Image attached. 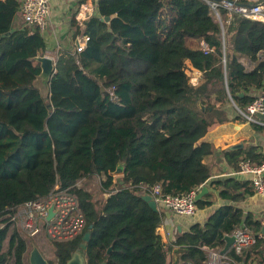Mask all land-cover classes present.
<instances>
[{
	"label": "trees",
	"instance_id": "16d2710c",
	"mask_svg": "<svg viewBox=\"0 0 264 264\" xmlns=\"http://www.w3.org/2000/svg\"><path fill=\"white\" fill-rule=\"evenodd\" d=\"M21 1L0 0V264H25V239L9 227L11 216L55 185L75 196L84 218L76 237L52 241L56 264L67 262L90 224L84 264H168L172 246L175 264H200L204 247L219 250L240 224L260 231L251 213L227 204L165 243L157 232L163 213L142 195L155 184L181 195L208 181L200 138L214 105L204 98L214 91L221 101L229 92L245 110L264 94V60L246 71L236 55L257 60L264 52V21L233 14L223 35L206 0H96V14L84 25V48L58 54L43 95L32 57L45 54V43L36 26L17 20ZM186 60L201 71L200 83L189 81ZM242 158L259 164L264 153ZM119 163L123 172L114 175ZM90 177H102L98 199L76 184ZM224 182L228 190L220 196L237 197L232 191L243 183ZM208 203L196 201L198 207ZM227 257L233 264H261L264 240L240 254L229 249Z\"/></svg>",
	"mask_w": 264,
	"mask_h": 264
},
{
	"label": "crops",
	"instance_id": "0c3cea01",
	"mask_svg": "<svg viewBox=\"0 0 264 264\" xmlns=\"http://www.w3.org/2000/svg\"><path fill=\"white\" fill-rule=\"evenodd\" d=\"M48 2V19L41 33L45 43V54L56 59L63 50L75 51L78 37L86 34L84 26L86 20L81 22L76 17L78 11H80V15L82 13L81 4L92 7L93 14H96L97 4L96 0H48ZM230 19L220 22L223 35V25L228 23ZM17 20L23 22L20 12ZM236 55L246 71L252 70L258 61L264 60L263 51H259L257 60H252L242 54ZM185 71L193 85L202 81L201 71L195 68L189 60L185 61ZM258 93L256 89L251 90V94L257 95ZM214 95V91H212L207 98H204L214 105V109H209L208 117L212 123L200 138V142L205 143L207 147L208 154L205 156L204 162L210 170L208 181L202 184L207 187V192L200 199L207 200L209 203L201 207L197 206L192 216L178 215L159 205L158 208L163 216L157 227V232L165 243L174 240L178 233L189 230L195 223L202 225L211 213L223 205L231 204L238 207L244 213H251L252 217L257 220L264 211V191H254L252 185L253 175L238 172V162L244 159L242 158L243 155L252 151L264 153V121L257 123L246 119L241 114L240 110L242 109L229 92L227 97L221 101L215 99ZM261 175L264 179V172ZM230 177L238 183H243V185L241 184L235 188V191H232L237 195L233 199L221 197L219 194L225 188L228 190L224 180ZM215 180L222 181L223 184L215 186L211 183ZM202 185L199 186V189ZM250 185L253 192L247 193L246 189ZM204 249L206 252L208 251L207 247H204ZM229 249H232V244ZM227 252L225 255H227ZM176 260V246H172L167 262L168 264H175ZM261 264H264V261Z\"/></svg>",
	"mask_w": 264,
	"mask_h": 264
},
{
	"label": "built area",
	"instance_id": "2783aa9c",
	"mask_svg": "<svg viewBox=\"0 0 264 264\" xmlns=\"http://www.w3.org/2000/svg\"><path fill=\"white\" fill-rule=\"evenodd\" d=\"M213 17L222 22L220 10H224L228 21L233 14L242 15L247 18L264 21V1L263 0H208L207 1ZM80 11L76 17L81 22L93 15L92 7L81 4ZM49 14L48 0H22L21 17L27 24L36 26L42 31L46 25ZM88 36L81 35L77 39L75 51L79 52L84 48ZM204 53L211 49L204 42H200ZM241 114L248 120L262 123L264 121V94L255 96L246 106L245 110H240ZM238 172L253 175L252 185L254 191H264V160L255 164L250 159H241L238 162ZM199 188L192 189L181 195L163 193L161 186L155 184L149 189V194L157 203L158 207L164 206L172 212L182 216H192L196 209L194 199ZM53 204V215L47 219L48 208ZM19 219L20 227L24 233L33 237L44 234L48 239L67 240L78 235L84 224L83 215L78 207L77 200L67 189H60L55 185L53 191L43 199L24 202L16 208L11 220ZM260 231L253 232L245 224H240L231 233L234 235L232 249L240 254L244 249L254 245L258 239L264 240V211L260 218ZM206 259L200 264H233V261L225 254H220L219 250L208 248ZM190 264V263H184Z\"/></svg>",
	"mask_w": 264,
	"mask_h": 264
},
{
	"label": "water",
	"instance_id": "95a60500",
	"mask_svg": "<svg viewBox=\"0 0 264 264\" xmlns=\"http://www.w3.org/2000/svg\"><path fill=\"white\" fill-rule=\"evenodd\" d=\"M208 1V0H206ZM101 20L107 21L108 17H100ZM33 60L37 61L39 63L40 71L38 75L36 76L35 83L37 87L40 89V92L43 95H47L49 91V82L53 74L56 73V59L53 57L46 55V54H37L34 57H32ZM239 96L243 95V92L238 93ZM198 105L201 107L202 110L205 109V106L198 102ZM123 172V165L122 163H119L114 170V175H119ZM207 192V187L205 185H202L198 192L196 193L194 199L195 201L199 200L201 196ZM142 198L147 201L148 205L154 210H158L157 203L152 199L151 195L148 193H145L142 195ZM53 204H51L48 208V215L47 219L51 218L53 215ZM92 225H89V228L84 232L81 242L79 243V247L75 249V251L72 253L71 257L67 260L65 264H83L84 256L82 253V249L86 246V242L88 241L90 237V227ZM225 243L224 246L220 249V254H225L228 250L230 245L234 241V235L233 234H227L223 237ZM111 247L108 248L107 252L110 250ZM29 263L30 264H49L47 260L41 255L39 249L34 246L31 250L30 256H29ZM239 264H244V260H242Z\"/></svg>",
	"mask_w": 264,
	"mask_h": 264
},
{
	"label": "rangeland",
	"instance_id": "374dc122",
	"mask_svg": "<svg viewBox=\"0 0 264 264\" xmlns=\"http://www.w3.org/2000/svg\"><path fill=\"white\" fill-rule=\"evenodd\" d=\"M102 177H90V178H83L77 181V185L80 187H83L85 189H88L90 192L93 193L94 198L98 199L100 196V190H99V183ZM10 228L15 227L18 229L21 236L27 240V245L30 248L31 245H35L36 247L41 250L43 255L47 257L48 259H53V253H52V244L47 241V237L44 234H38L36 236H29L26 233L23 232V230L20 227V221L19 219L11 220L10 222ZM7 238L4 240L3 247L6 246ZM9 264V262L7 263Z\"/></svg>",
	"mask_w": 264,
	"mask_h": 264
},
{
	"label": "flooded vegetation",
	"instance_id": "af4514ba",
	"mask_svg": "<svg viewBox=\"0 0 264 264\" xmlns=\"http://www.w3.org/2000/svg\"><path fill=\"white\" fill-rule=\"evenodd\" d=\"M74 237H76V236H74ZM74 237H72V238H70V239H73ZM47 241L48 242H50L51 244H52V241H53V239H47ZM25 244H26V251H25V254H24V263L25 264H30L29 263V256H30V253H31V250H32V248L35 246V245H31L30 246V248L28 247V245H27V240H25ZM38 248V247H37ZM39 249V248H38ZM40 251V253H41V255L47 260V262L49 263V264H56V261H55V254H54V252H53V246H52V253H53V256H54V258L53 259H48L47 257H45L44 255H43V253L41 252V250H39ZM75 251V250H74ZM73 251V252H74ZM84 256V255H83ZM7 264V263H6ZM9 264H11V262H9ZM83 264H84V260H83Z\"/></svg>",
	"mask_w": 264,
	"mask_h": 264
}]
</instances>
